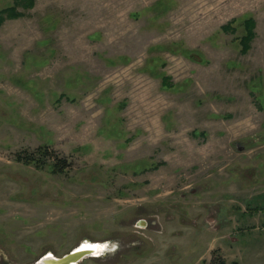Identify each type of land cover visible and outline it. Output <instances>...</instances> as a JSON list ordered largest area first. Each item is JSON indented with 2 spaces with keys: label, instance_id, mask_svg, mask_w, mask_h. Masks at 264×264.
I'll return each instance as SVG.
<instances>
[{
  "label": "rangeland",
  "instance_id": "1",
  "mask_svg": "<svg viewBox=\"0 0 264 264\" xmlns=\"http://www.w3.org/2000/svg\"><path fill=\"white\" fill-rule=\"evenodd\" d=\"M84 240L264 264V0H0V264Z\"/></svg>",
  "mask_w": 264,
  "mask_h": 264
},
{
  "label": "trees",
  "instance_id": "2",
  "mask_svg": "<svg viewBox=\"0 0 264 264\" xmlns=\"http://www.w3.org/2000/svg\"><path fill=\"white\" fill-rule=\"evenodd\" d=\"M15 160L23 164H32L37 168L50 166L52 172L63 173L71 164L65 157H58L48 145L38 146L32 151L22 150L15 154ZM210 264H226L222 259L212 258Z\"/></svg>",
  "mask_w": 264,
  "mask_h": 264
},
{
  "label": "water",
  "instance_id": "3",
  "mask_svg": "<svg viewBox=\"0 0 264 264\" xmlns=\"http://www.w3.org/2000/svg\"><path fill=\"white\" fill-rule=\"evenodd\" d=\"M83 243L84 241L60 257H53L51 254L45 253L36 261L35 264H41V262H44L45 264H78L83 258L93 256L88 254V248L80 247ZM101 254L102 252L96 256H100Z\"/></svg>",
  "mask_w": 264,
  "mask_h": 264
},
{
  "label": "bare ground",
  "instance_id": "4",
  "mask_svg": "<svg viewBox=\"0 0 264 264\" xmlns=\"http://www.w3.org/2000/svg\"><path fill=\"white\" fill-rule=\"evenodd\" d=\"M89 245H96V247H89ZM81 248H88L89 253L95 257L96 255H99L107 245L102 242H97V241H90V240H84V243L80 246ZM49 253V252H48ZM51 254V253H49ZM53 257H56L55 255L51 254ZM41 264H45L44 262H41ZM74 264V263H73Z\"/></svg>",
  "mask_w": 264,
  "mask_h": 264
},
{
  "label": "snow or ice",
  "instance_id": "5",
  "mask_svg": "<svg viewBox=\"0 0 264 264\" xmlns=\"http://www.w3.org/2000/svg\"><path fill=\"white\" fill-rule=\"evenodd\" d=\"M89 247H96V245H89Z\"/></svg>",
  "mask_w": 264,
  "mask_h": 264
},
{
  "label": "flooded vegetation",
  "instance_id": "6",
  "mask_svg": "<svg viewBox=\"0 0 264 264\" xmlns=\"http://www.w3.org/2000/svg\"><path fill=\"white\" fill-rule=\"evenodd\" d=\"M115 248V247H114ZM113 247H111V249L113 250L114 249Z\"/></svg>",
  "mask_w": 264,
  "mask_h": 264
}]
</instances>
